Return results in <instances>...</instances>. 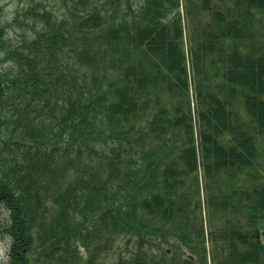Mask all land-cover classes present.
Returning a JSON list of instances; mask_svg holds the SVG:
<instances>
[{"label":"trees","instance_id":"obj_1","mask_svg":"<svg viewBox=\"0 0 264 264\" xmlns=\"http://www.w3.org/2000/svg\"><path fill=\"white\" fill-rule=\"evenodd\" d=\"M64 1L0 5L9 263L264 264V0Z\"/></svg>","mask_w":264,"mask_h":264},{"label":"rangeland","instance_id":"obj_2","mask_svg":"<svg viewBox=\"0 0 264 264\" xmlns=\"http://www.w3.org/2000/svg\"><path fill=\"white\" fill-rule=\"evenodd\" d=\"M34 2H42L44 6L48 10H53L54 12H58L59 16L62 17V14H66L65 10V5H64V0H33ZM34 2L32 0H0V5L3 8V16H2V22L3 24H10L11 27L7 28V34L9 41L12 45L19 44L21 42V38L23 37L24 33H28L29 30L24 26V22L27 20V13L28 10L32 8L34 5ZM15 18L17 20L15 21ZM260 24H258V27L256 25L254 26V32L259 35L260 30L262 27L260 26L261 24H264L263 21H259ZM29 34V33H28ZM32 38V35L30 36ZM202 183V179H200ZM204 193V192H203ZM202 193V194H203ZM203 214H204V208H203ZM0 216L1 218H6L7 215L0 208ZM2 221V220H1ZM205 229L208 231L209 227L206 224ZM0 235V264H10L8 260V249H9V241L6 239H3ZM264 237V236H263ZM116 241V245L114 247H108L111 245H107L104 242V238L101 239V241H97L93 245L88 244V248L90 251H88L85 247L81 246L79 244V251L81 256L85 259L88 260V257L91 252V249L93 248H98V254H97V259L98 262L101 263H114L117 262L118 257L121 256L124 259H129L131 258V253L133 249V242L129 243L128 240H124V238H119L114 240ZM113 241V242H114ZM208 247L206 250L207 254V262L208 264H212V262L209 261V256H210V246L211 242L209 243L208 241ZM103 250H105L103 252ZM186 254H189L188 251H186ZM185 254V255H186ZM187 256V255H186Z\"/></svg>","mask_w":264,"mask_h":264}]
</instances>
